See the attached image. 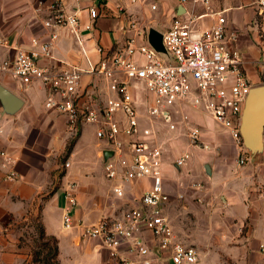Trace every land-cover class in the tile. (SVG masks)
<instances>
[{"label": "crops", "instance_id": "1", "mask_svg": "<svg viewBox=\"0 0 264 264\" xmlns=\"http://www.w3.org/2000/svg\"><path fill=\"white\" fill-rule=\"evenodd\" d=\"M54 1L78 14L84 48L94 64L130 43L155 49L152 31L168 32L181 11L188 15L205 12L202 6L182 7L178 0H0V50L4 57L14 59L20 51H40V45L50 42L51 55L41 56V66L58 71L73 66L88 68L70 29L45 27L48 6ZM256 3L212 0V8L224 11L229 30L238 34L236 47L243 55L247 76L253 85H261L263 22L255 24ZM92 8L100 16L88 31L85 25L91 22ZM214 21L207 17L199 26L208 28ZM94 86L103 98L110 95L99 74L84 73L82 90ZM7 94L19 102L13 104ZM47 96V88L40 83L26 87L9 74H0V150L15 160L9 170L18 174V179L7 180L8 171L0 166V264H39L29 237L37 230L57 240L59 264H110V251L97 240L84 239L81 225L90 226L119 209L138 207L152 182L145 179L129 184L126 195L118 198L114 183L105 176L106 143L97 137V126H82L74 138L66 118L46 108ZM184 113L200 125L202 146L192 143L185 126L175 132L168 126H154L165 150L162 173L170 201L164 214L176 241L194 247L199 264L264 263L260 250L264 244V132L260 143L244 145L249 162L241 166L235 161L239 148L228 130L205 111L186 107ZM183 156H188L186 162L178 167L176 161ZM68 159L70 168L61 170ZM71 184L76 186L78 201L73 211L76 227L66 229L64 196ZM145 239L155 264H173L169 252L159 248L152 234L146 233Z\"/></svg>", "mask_w": 264, "mask_h": 264}, {"label": "built area", "instance_id": "2", "mask_svg": "<svg viewBox=\"0 0 264 264\" xmlns=\"http://www.w3.org/2000/svg\"><path fill=\"white\" fill-rule=\"evenodd\" d=\"M178 2L182 7L202 6L205 12L188 15L181 11L169 31L163 34L164 53L130 43L124 50L106 54L94 64L84 48L78 14L68 12L61 1L48 6L44 25L68 28L76 35L87 60L86 70L73 66L58 71L41 66V56L51 55L50 42L40 45V51H20L14 59L4 57L0 50V74H9L22 86L40 83L47 88L46 108L55 109L66 118L71 136L77 137L86 124L97 126V137L105 141L106 151L112 152L104 171L106 178L114 183L113 192L118 198L126 195L129 184L145 179L152 182L142 194L138 207L119 209L114 215L101 216L90 226L81 225L84 239L97 240L110 251V264H155L146 233L152 234L161 250L169 252L173 264L200 262L194 247L176 241L173 227L165 217V206L170 201L162 173L165 150L158 142L154 126L142 128L146 122L154 125L160 121L172 132L183 125L192 143L202 146L201 130L191 125L184 109L205 111L228 130L239 148V164L249 162L241 125L254 85L247 76L243 55L236 47L238 34L229 30L224 11L213 10L212 0ZM256 5L255 24L263 22L260 64L261 85H264V0H257ZM99 16V11L92 8L91 22L85 29L92 30ZM207 17H213L214 23L200 28L199 21ZM84 73L99 74L110 95L103 98L96 86L83 91ZM140 87L145 95L138 92ZM187 157L178 159L176 165H184ZM0 159L3 160L1 168L8 171L7 180L18 179V174L9 170L15 160L3 150H0ZM70 166L68 159L60 169L67 170ZM64 199V225L66 229H73L76 227L73 211L78 205L74 184L66 190ZM260 250L264 253V244Z\"/></svg>", "mask_w": 264, "mask_h": 264}, {"label": "water", "instance_id": "3", "mask_svg": "<svg viewBox=\"0 0 264 264\" xmlns=\"http://www.w3.org/2000/svg\"><path fill=\"white\" fill-rule=\"evenodd\" d=\"M163 34L152 31L150 40L154 48L158 52H165L162 44ZM8 100L13 104H17L19 100L11 94H7ZM264 132V85L255 86L252 88L242 115L241 134L244 145L253 146L260 143ZM112 155V152H105L107 160Z\"/></svg>", "mask_w": 264, "mask_h": 264}, {"label": "rangeland", "instance_id": "4", "mask_svg": "<svg viewBox=\"0 0 264 264\" xmlns=\"http://www.w3.org/2000/svg\"><path fill=\"white\" fill-rule=\"evenodd\" d=\"M260 69V68H259ZM255 86H260V84H257V85H254L253 87ZM138 92L142 95H145L146 92L144 91L143 88L140 87V89L138 90ZM144 109V107L142 106V110ZM190 121H191V125L192 126H200L196 120L194 119V117L190 116ZM181 118H177V120H180ZM156 121V120H155ZM151 126H165V124H163L162 122L160 121H156L154 123V125L150 124L149 122V125L148 123L146 122L144 124V126H142L143 129H147L148 127ZM180 125V124H179ZM180 126H183V125H180ZM236 162L239 164V156L235 158ZM240 165V164H239ZM246 165V164H245ZM241 166H244V165H241ZM38 232H31L29 233V237L32 238V244L34 245L35 247V252L37 254V260L39 262V264H48L47 263V260H48V257L50 255V250L54 247V241L51 240L50 238H44L42 239L40 237V230H37ZM261 264H264V263H261Z\"/></svg>", "mask_w": 264, "mask_h": 264}, {"label": "trees", "instance_id": "5", "mask_svg": "<svg viewBox=\"0 0 264 264\" xmlns=\"http://www.w3.org/2000/svg\"><path fill=\"white\" fill-rule=\"evenodd\" d=\"M73 147H74V142L69 145L68 150H67V156L69 154H71V152L73 150ZM40 237L42 239L47 238L46 235H45V232L43 230L40 231ZM50 239L54 241L55 245L50 250V255L48 257L47 263L48 264H59V262H58V242H57V240L55 238H50Z\"/></svg>", "mask_w": 264, "mask_h": 264}]
</instances>
